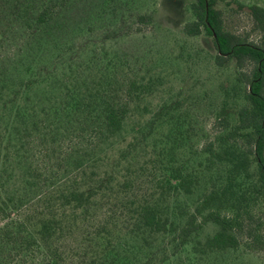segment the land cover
I'll return each instance as SVG.
<instances>
[{
  "label": "trees",
  "instance_id": "trees-1",
  "mask_svg": "<svg viewBox=\"0 0 264 264\" xmlns=\"http://www.w3.org/2000/svg\"><path fill=\"white\" fill-rule=\"evenodd\" d=\"M68 2L0 0V264H72L73 249L65 240L82 222H89L84 224L91 227L85 231L91 241L110 244L114 213L108 210L102 223L101 201L109 198L114 184L125 228L147 249L138 264H161L168 257L166 246L159 257L153 249L160 234L170 235L173 244L192 239L199 254L264 245V7L247 6L259 33L248 40L224 27L217 0L190 4L193 19L184 23L183 33L210 36L215 65L233 61L243 103L235 124L224 116L214 123L215 136L201 146L203 161L198 162L204 171L225 164L228 184L174 219L158 203L137 199L130 177L114 182L100 173L104 157L97 155L98 147L123 131L133 104L147 90L129 61L105 53L70 56L60 67L27 65L35 48L62 39ZM165 112L159 108L152 120ZM198 177L171 165L162 186L174 182L191 194ZM238 178L246 184L239 194L232 186ZM207 223L216 230L203 240L193 239ZM79 264L121 263L96 252L95 259Z\"/></svg>",
  "mask_w": 264,
  "mask_h": 264
},
{
  "label": "rangeland",
  "instance_id": "rangeland-1",
  "mask_svg": "<svg viewBox=\"0 0 264 264\" xmlns=\"http://www.w3.org/2000/svg\"><path fill=\"white\" fill-rule=\"evenodd\" d=\"M193 2L69 0L66 22L61 27L62 39L49 41L42 49L35 48L29 54L30 63L27 62L44 69L60 67L70 56L87 59L105 53L129 61L131 70L147 83V90L133 104L123 131L98 147L97 155L104 157L100 173L112 177L114 182L130 177L137 199L158 203L174 219L183 209H192L209 191L228 184L225 164L204 171L198 162L203 161L201 146L215 136L214 123L224 116L235 124L237 110L243 103L242 85L235 79L233 61L215 65L211 37L204 32L187 36L182 31L184 23L193 19L189 8ZM250 4L264 7V0H217L216 7L222 11L227 30L256 40L259 33L247 10ZM140 15L145 19L140 20ZM55 24L60 26L59 22ZM161 107L167 112L153 121L155 111ZM171 165H181L199 176L191 194L182 193L174 182L162 186ZM11 183L9 188L13 189ZM114 186L109 198L101 201L102 223L107 220L104 215H108V210L114 213L109 219L114 241L100 246L101 239L91 241L85 232L91 230L84 224L89 222L79 223L65 240L66 246L73 249L72 264L95 259L96 252L116 258L121 264H138V260L145 259L147 249L142 240L125 228L128 224L119 208L121 194L116 196L118 186ZM232 186L239 194L246 187L245 180L238 178ZM251 198V204L256 206ZM216 228L207 223L193 239L203 240ZM171 240L170 235L161 234L153 240L158 257L162 248H167L168 257L161 264H264L261 242L199 254L192 248V239L184 245Z\"/></svg>",
  "mask_w": 264,
  "mask_h": 264
}]
</instances>
